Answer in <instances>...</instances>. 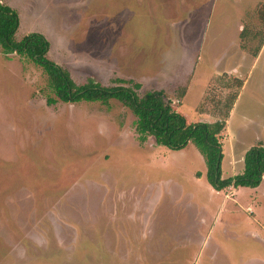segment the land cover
Masks as SVG:
<instances>
[{
  "label": "rangeland",
  "instance_id": "rangeland-1",
  "mask_svg": "<svg viewBox=\"0 0 264 264\" xmlns=\"http://www.w3.org/2000/svg\"><path fill=\"white\" fill-rule=\"evenodd\" d=\"M1 1L17 13L15 38L41 33L77 84L162 90L188 122L222 117L229 78H244L222 177L264 146V41L252 62L264 0ZM46 94L39 66L0 49V264H264V177L216 190L192 142L140 143L118 100L48 105Z\"/></svg>",
  "mask_w": 264,
  "mask_h": 264
},
{
  "label": "trees",
  "instance_id": "trees-1",
  "mask_svg": "<svg viewBox=\"0 0 264 264\" xmlns=\"http://www.w3.org/2000/svg\"><path fill=\"white\" fill-rule=\"evenodd\" d=\"M260 14L264 16V8ZM18 25L17 13L0 0V49L5 55L16 53L25 56L43 70L51 92V95L46 94L48 105L58 101L108 103L110 99L118 100L134 114V129L140 143L152 136L157 145L178 150L192 142L204 159L206 178L216 190L236 188L239 185L254 187L264 177V146L261 143L250 146L244 152L243 170L240 173L222 177L223 150L220 137L242 85L241 79L229 78L233 81L235 89L227 96L222 117L211 122H188L184 115L173 109L162 90H148L139 95V83L119 78L113 80L117 84L112 86H104L92 78L77 84L64 68L47 57L49 42L41 33L31 32L17 40L15 32ZM242 31L243 29L241 33ZM263 41L264 38L254 51V56Z\"/></svg>",
  "mask_w": 264,
  "mask_h": 264
},
{
  "label": "crops",
  "instance_id": "crops-1",
  "mask_svg": "<svg viewBox=\"0 0 264 264\" xmlns=\"http://www.w3.org/2000/svg\"><path fill=\"white\" fill-rule=\"evenodd\" d=\"M5 1H10V0H5ZM2 2H4V1H2ZM48 18H47V14L44 16V17H42L41 19H39V20H37V19H35V18H33V17H30L28 20H27V24H29L31 27H37L36 25H34V23L33 24H31L30 22H32V20H37V21H44V22H48V20H47ZM36 21V22H37ZM251 61V60H250ZM253 61H255V56H254V58L252 59V62ZM251 62V63H252ZM233 76H235V75H233ZM238 78V77H237ZM239 79H241V78H239ZM242 80V85H241V87H240V89L242 88V86H243V84H244V78H242L241 79ZM240 89H239V91H238V94H239V92H240ZM238 94H237V96H238ZM237 98V97H236ZM234 104V103H233ZM232 109V108H231ZM231 111V110H230ZM229 114H230V112H229ZM229 117V116H228ZM207 122H211V121H209V120H206ZM226 124H227V129H228V118H227V120H226ZM226 127V126H225ZM221 134H224L223 132H221ZM247 151V150H246ZM245 152V151H244ZM244 152H243V154H244ZM243 154L241 155V157H240V159L238 160V162L239 163H242L243 164ZM232 156V155H231ZM234 175V174H233ZM232 176V175H231ZM264 179V178H263ZM233 192H228V193H231V194H233L234 192H235V189H234V187H233ZM247 208H249L248 210H251V207L250 206H247ZM246 208V209H247Z\"/></svg>",
  "mask_w": 264,
  "mask_h": 264
}]
</instances>
